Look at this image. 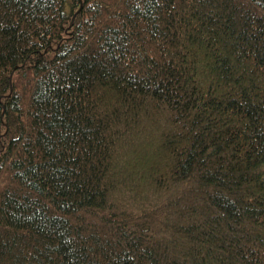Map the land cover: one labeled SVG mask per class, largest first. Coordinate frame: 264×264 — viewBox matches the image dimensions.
<instances>
[{
  "label": "trees",
  "instance_id": "obj_1",
  "mask_svg": "<svg viewBox=\"0 0 264 264\" xmlns=\"http://www.w3.org/2000/svg\"><path fill=\"white\" fill-rule=\"evenodd\" d=\"M0 264H264V0H0Z\"/></svg>",
  "mask_w": 264,
  "mask_h": 264
}]
</instances>
